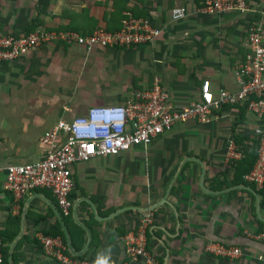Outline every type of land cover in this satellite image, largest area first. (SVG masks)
I'll return each instance as SVG.
<instances>
[{
	"label": "crops",
	"instance_id": "0c3cea01",
	"mask_svg": "<svg viewBox=\"0 0 264 264\" xmlns=\"http://www.w3.org/2000/svg\"><path fill=\"white\" fill-rule=\"evenodd\" d=\"M246 1L247 11L209 13L201 0H0V33L11 35L25 33L34 21H41L35 29L115 31L125 11L160 29L144 44L84 48L51 41L1 62L0 166L38 159L44 153L40 137L57 120L91 105L126 103L155 78L178 107L199 98L204 79L214 95L236 91L235 71L249 50L248 25L264 31V0ZM177 7L185 15L173 19ZM88 56L96 57L93 72ZM256 126L264 129V118L246 104H223L204 120L175 124L148 145L75 162L66 215L47 188L15 200L0 170V231L13 217L9 228L16 232L7 264L13 252L17 264H57L40 243L57 225L76 258L144 264L127 258L123 238L147 213V249L159 264H264V243L249 236L264 224V181L244 178L257 159ZM246 153L248 162L239 165ZM211 242L236 246L241 254L216 256L206 250Z\"/></svg>",
	"mask_w": 264,
	"mask_h": 264
},
{
	"label": "built area",
	"instance_id": "2783aa9c",
	"mask_svg": "<svg viewBox=\"0 0 264 264\" xmlns=\"http://www.w3.org/2000/svg\"><path fill=\"white\" fill-rule=\"evenodd\" d=\"M201 3L209 13L248 10L246 0H201ZM124 15L121 27L115 31L99 27L89 33H82L70 29L39 27L21 35L0 33V63L13 61L51 41L84 48L119 47L151 42L159 35L160 29L148 18L135 17L129 11H125ZM184 15L185 11L180 7L171 11L173 19ZM247 45L249 50L235 71L238 82L236 91L222 90L214 95L210 81L204 79L200 85L199 98L178 107L170 92L155 78L150 87L137 90L134 98L126 103L91 105L84 114L57 120L40 137L44 145L41 157L31 162L0 166V170L5 171V188L15 200L29 190L50 189L66 215L72 204L69 197L73 187L71 166L75 162L118 154L132 146L148 145L175 124L192 118L204 120L213 108L223 104L244 103L258 119L264 118V31L256 24L248 25ZM253 130L259 137L257 159L244 178L262 184L264 129L256 126ZM151 223L152 216L147 213L136 231L124 236V252L129 260L142 259L144 264H159L147 249L146 229ZM249 236L264 243V224ZM40 243L44 253L57 264H92L89 259L70 255L66 244L58 235H41ZM1 248L0 239V264L3 262ZM206 250L221 257H236L241 254L238 247L220 242L208 243Z\"/></svg>",
	"mask_w": 264,
	"mask_h": 264
},
{
	"label": "trees",
	"instance_id": "16d2710c",
	"mask_svg": "<svg viewBox=\"0 0 264 264\" xmlns=\"http://www.w3.org/2000/svg\"><path fill=\"white\" fill-rule=\"evenodd\" d=\"M40 22L41 21H34L27 28L26 32L22 33V34H27L31 31H33L35 29V27L37 26V24H39ZM258 142H259V138L257 136V139L254 141V143L256 145L255 147H257ZM255 152H256V150H255ZM245 157L247 159L243 163L238 162L239 165L240 164H246L248 162L250 155L248 153H246ZM251 166H252V160H251V162H249V166L247 165V171L250 170ZM15 219L17 220L18 218L16 217ZM11 221H13V217L8 218V220H7L8 223L5 224V229L0 231V239H1V243H2L1 252H2V256H3L2 264H7L9 243L12 241V239L14 238V235L16 233L15 230H10V228H9V224ZM51 235H59L61 237L62 241L65 243V236H64V233H63V231L59 225H57V230L52 232ZM12 264H17V256H16L15 252L12 253Z\"/></svg>",
	"mask_w": 264,
	"mask_h": 264
},
{
	"label": "rangeland",
	"instance_id": "374dc122",
	"mask_svg": "<svg viewBox=\"0 0 264 264\" xmlns=\"http://www.w3.org/2000/svg\"><path fill=\"white\" fill-rule=\"evenodd\" d=\"M96 57L94 56H88V59H91L92 63L91 65L89 66V71H92L94 70V64H93V60L95 59ZM85 70H88V69H85ZM84 71V70H83Z\"/></svg>",
	"mask_w": 264,
	"mask_h": 264
},
{
	"label": "water",
	"instance_id": "95a60500",
	"mask_svg": "<svg viewBox=\"0 0 264 264\" xmlns=\"http://www.w3.org/2000/svg\"><path fill=\"white\" fill-rule=\"evenodd\" d=\"M63 229H64V231H65V233H66V235H67V230H66V228H65V226L63 225ZM68 244H69V246L71 247V241H70V239L68 238ZM74 253V255H78V254H76L75 252H73Z\"/></svg>",
	"mask_w": 264,
	"mask_h": 264
}]
</instances>
